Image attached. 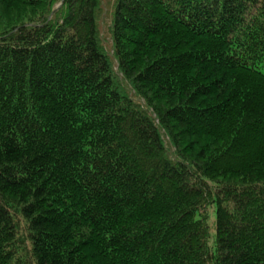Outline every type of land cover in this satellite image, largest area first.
I'll list each match as a JSON object with an SVG mask.
<instances>
[{
  "label": "trees",
  "instance_id": "trees-1",
  "mask_svg": "<svg viewBox=\"0 0 264 264\" xmlns=\"http://www.w3.org/2000/svg\"><path fill=\"white\" fill-rule=\"evenodd\" d=\"M102 13L0 0V264H264V0Z\"/></svg>",
  "mask_w": 264,
  "mask_h": 264
},
{
  "label": "rangeland",
  "instance_id": "rangeland-1",
  "mask_svg": "<svg viewBox=\"0 0 264 264\" xmlns=\"http://www.w3.org/2000/svg\"><path fill=\"white\" fill-rule=\"evenodd\" d=\"M112 4H113V0H102L103 13L100 20V31H101V36L104 40V45L107 49H109L111 45V39L108 28L111 20ZM214 220H215L214 212L212 211L208 218V224L210 226L211 234H213L215 230Z\"/></svg>",
  "mask_w": 264,
  "mask_h": 264
}]
</instances>
